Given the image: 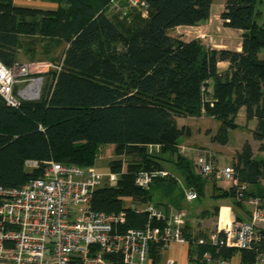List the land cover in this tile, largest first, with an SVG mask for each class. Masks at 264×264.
<instances>
[{
  "label": "trees",
  "instance_id": "16d2710c",
  "mask_svg": "<svg viewBox=\"0 0 264 264\" xmlns=\"http://www.w3.org/2000/svg\"><path fill=\"white\" fill-rule=\"evenodd\" d=\"M3 1L0 62L5 66L20 63L23 48L34 54L35 46L26 38L42 42L45 54L53 44L66 47L56 69L43 75L50 83L43 85L39 100L13 108L0 96L1 187H20L40 178L51 161L93 167L100 149L113 146L119 159L108 169L118 176L117 184L99 187L90 207L105 214L124 212V224L116 227L119 234L146 226L147 213L136 210L149 203L165 213L168 206L182 210L186 200L179 178L185 189L196 193L193 202L206 197L205 186L213 180L210 199L230 201L238 222L251 216L243 200L257 198L264 210V160L255 159L248 142L233 156L239 184L251 188L237 200L235 188L218 187L212 176L199 175L194 161L179 153V140L189 138L191 130L177 125L180 118L210 117L220 123L211 142L225 146L243 109L245 122L255 121L253 140L264 142V15L258 9L263 0L224 1L220 19L224 28L241 32L240 51L208 48L200 40L185 42L169 35L173 29L207 22L213 0H133L145 5L147 16L129 28L118 16L110 19L106 14L112 0H51L54 10ZM222 62L228 66L219 71ZM151 147L158 152H149ZM26 161L37 162L38 168L27 170ZM154 170L169 174L147 190L135 186L138 172ZM126 200L139 207L125 206ZM213 208L200 216H217L220 207ZM151 224L163 226L154 220ZM194 228L186 222L183 235L188 241L203 235ZM208 249L197 248L200 253ZM163 250L162 243L150 245L148 257L154 264ZM220 255L226 260L239 256L241 264L254 260V253L242 250L221 249Z\"/></svg>",
  "mask_w": 264,
  "mask_h": 264
},
{
  "label": "built area",
  "instance_id": "2783aa9c",
  "mask_svg": "<svg viewBox=\"0 0 264 264\" xmlns=\"http://www.w3.org/2000/svg\"><path fill=\"white\" fill-rule=\"evenodd\" d=\"M42 90L43 74L33 72L31 65L16 63L7 67L0 62V96L7 106L17 108L22 101H37ZM179 153L186 156L187 152L179 147ZM194 156L199 175L212 176L235 188L237 200H243L233 166L216 169L206 149L196 150ZM25 167L32 171L38 163L26 161ZM168 174L162 170L140 171L134 184L147 190L154 180ZM105 180L109 187L117 184L115 174L105 176L93 167L51 161L45 163L40 178L20 187L0 186V264H148L153 243H162L163 251L171 243L186 246V264H228L229 260L220 255L221 249L252 252L251 264H264V210L259 199L243 200L251 207L249 220L238 222L229 216V223L221 225L219 215L206 240L188 241L183 235L188 215L185 209L165 213L153 203L136 210L148 215L143 229L119 234L116 227L124 224V212L105 214L90 207L94 192ZM184 197L191 203L196 193L184 189ZM153 220L163 226L154 227ZM201 246L209 249L200 253L197 248ZM163 264L176 262L166 258Z\"/></svg>",
  "mask_w": 264,
  "mask_h": 264
},
{
  "label": "rangeland",
  "instance_id": "374dc122",
  "mask_svg": "<svg viewBox=\"0 0 264 264\" xmlns=\"http://www.w3.org/2000/svg\"><path fill=\"white\" fill-rule=\"evenodd\" d=\"M8 1L13 6L21 7V8H30V9H39V10H54L56 8V4L53 3L51 0H8ZM224 1L225 0H213L210 18L207 22L201 23L196 27L173 29L169 31V35L174 38L181 39L182 41L185 42H189L191 40H200L202 44H204L208 48H213L218 50L221 49L236 50L239 47L241 35L237 31L229 30L223 27L222 20L220 19V14L224 9ZM258 9H260L264 15V0H263V4L258 6ZM105 12L110 19H113L114 16H118V22H120V24L122 22V25H124L126 28H129V26H131L134 21L138 20V18L139 19L146 18L147 16L145 8L143 6H140L139 4H137V2L133 0H112L109 6L106 8ZM34 39L26 38V42H30L32 46H35L34 54L28 52L25 48H23L19 53L18 61L20 63H26L31 65L33 72H39L43 75L47 74L49 71L55 70L56 61L58 58H60L66 46L64 44L58 46H55L53 44L50 46L49 52L45 54L43 52V49L41 48V45L44 44H42V42H39L38 39L37 41H35ZM221 66L223 65H220V68H222ZM49 83H50L49 79L43 76V85L46 84V86H48ZM196 121L198 122V120ZM182 122L183 121H181V123ZM188 122H190L191 129L195 132L198 123L195 122V120H190V121L188 120ZM199 122H201V124L203 123L201 125L203 126L202 127L203 129L208 128L206 135L209 137L208 139L211 140V137L218 130L220 123L218 121H214L210 123V121H207L206 119ZM185 123L187 124V121ZM236 123L238 127L236 130H232L229 132V136H228L229 140L227 145L221 147V149L219 150L222 153L217 155L214 154L215 156L213 155L216 159V164H215V167H217L216 169H223L225 166L231 165L232 164L231 153H235L236 150H238V148L241 149L242 145L246 142L245 139H249L252 136V130L255 127L254 120L247 123L245 122L244 119H242V117H238L236 119ZM209 132L212 133L208 134ZM183 140L184 138H181L179 141H183ZM262 146H263L262 151L259 149L260 144H258V146L257 144H253L252 146L253 152L255 154L254 157L256 160H264V144ZM149 152L156 153L158 152V148L151 147L149 148ZM186 157L194 161L195 156H192L191 153L190 154L186 153ZM117 159H119V157L115 156L113 146L102 147L99 151L96 164L93 166V168L98 173H101L106 176L110 174L108 169V164L111 161ZM123 160L125 161V159ZM165 168L169 173L172 174L175 173L173 168H171L170 166H166ZM116 178L118 179L117 175ZM179 182H180V186H182L185 189V186L180 178H179ZM215 182L218 187H222L224 189L229 188V186L224 184L223 182H219L216 180ZM103 184L109 186L108 180H105ZM243 187L244 186L241 185V190L243 193L251 189V188L243 189ZM153 202H157V201H153ZM217 204L229 205L231 207L230 201H224L222 203H219L217 202V200L209 199L207 197H205L201 202H192L191 204H188V202H183L181 204L182 209L186 210L187 208L186 211L191 212V214L189 213L190 215L189 214L187 215L186 222H189L192 226L195 227L194 232L199 231L203 233V235L197 237V239L202 238L206 240L208 238L209 234H211L214 231V228L216 227V222L219 215H220V222L226 221L225 223H229V210L226 208H222L221 210H219L220 214H218L217 216H212L211 214L207 217L200 216L203 210H205V208H208L209 206L210 207L208 208V210L210 212H213L214 211L213 207L216 206ZM125 206L127 207L132 206L133 208L139 207L135 201L133 202L130 200L125 201ZM170 207L171 206H168L169 209ZM244 207L248 208L247 209L248 212L251 211V207L249 205H244ZM140 208L142 207H139L138 209ZM233 215L235 217L236 213L233 212ZM182 246L183 245L181 246L178 245V249L175 250L178 257L183 255L184 249ZM166 254L167 253H165V251H162L160 262L155 264H163L164 260L166 259L165 257H167ZM148 260H149L147 262L148 264H154L151 258H149Z\"/></svg>",
  "mask_w": 264,
  "mask_h": 264
},
{
  "label": "crops",
  "instance_id": "0c3cea01",
  "mask_svg": "<svg viewBox=\"0 0 264 264\" xmlns=\"http://www.w3.org/2000/svg\"><path fill=\"white\" fill-rule=\"evenodd\" d=\"M179 28H189V27H179ZM178 28V29H179ZM237 32H239L240 33V35H241V32L240 31H237ZM237 51H240V43H239V47L236 49ZM220 65H223V66H221L222 68H220ZM227 63H219L218 64V69H219V71H224V70H226V68H227ZM238 117H242V119H244L243 117H244V111H243V109H241L240 111H239V113H238V116H237V118ZM207 120V121H210V123H212V122H214V121H216V120H214V119H212V118H210V117H205V116H201V117H198V118H185V119H182V118H180V119H177V125L179 126V127H182V126H187V127H189L190 128V130H191V136L189 137V138H184V140L183 141H179V147L180 148H183V149H185L186 150V152L188 153V154H190L191 153V155L192 156H194V154H195V152H196V150H200V149H206V150H208L209 151V154H210V156L212 157V159L214 160V162H215V164H216V159H215V155H217V154H221L222 152H220L219 150L221 149V147H223V146H220V145H217V144H215V143H212L211 142V140H209L208 138V136L206 135V132L208 131V128H206V129H203L202 127L203 126H201L202 124H201V122H199V121H202V120ZM241 119V118H240ZM188 120L190 121V120H195V122H197L196 120H198V125H197V127H196V131L194 132L192 129H191V124H190V122H188ZM181 121H183L182 123H181ZM187 121V124L185 123ZM200 123V124H199ZM208 123V122H207ZM208 125V124H207ZM212 133V132H211ZM211 137V136H210ZM245 141L246 142H248L249 144H250V146L252 147L253 146V144H257V146H258V144H264V142L263 143H259V142H255L254 140H253V138H252V136L249 138V139H245ZM226 146V145H225ZM253 148V147H252ZM241 149L240 148H238V150H236V152H239ZM253 150V149H252ZM235 152V153H236ZM235 153H231V157H232V164H233V156L235 155ZM215 154V155H214ZM253 154H254V152H253ZM214 155V156H213ZM254 156H255V154H254ZM232 164L231 165H228V166H232ZM226 167V166H225ZM217 168V167H216ZM212 187H213V183H212V181H208L207 182V184H206V186H205V193H206V197L207 198H211L210 196L211 195H213V192H212ZM245 187V186H244ZM210 194V195H209ZM224 201H226V200H217V202H219V203H222V202H224ZM192 203V202H191ZM191 203H188V204H191ZM217 205H219V204H217ZM210 207V206H209ZM208 207V208H209ZM219 210H221L222 208H226V209H228L229 210V216L230 217H232V216H234L233 215V210H232V208L229 206V205H223V204H220L219 205ZM208 208H205V209H208ZM188 209H189V207H188ZM192 209V208H191ZM248 209V208H247ZM194 210V209H193ZM192 210V211H193ZM188 213V212H187ZM218 214H220V212L218 213ZM226 221H222V222H220L221 223V225H227L228 223H225ZM178 245H180V244H177V243H171L170 245H169V248L167 249V250H165V253H167L166 254V256L167 257H165V258H171V259H173L175 262H176V264H186V261H187V247L186 246H182L183 247V249H184V252H183V255L182 256H179L178 257V255L176 254V249H178ZM181 246V245H180ZM164 253V252H163ZM180 257H181V259H180ZM228 264H241L240 263V258H239V256H233L229 261H228Z\"/></svg>",
  "mask_w": 264,
  "mask_h": 264
}]
</instances>
